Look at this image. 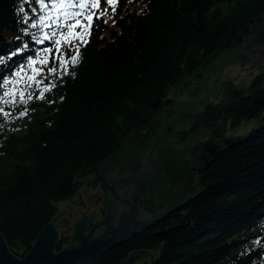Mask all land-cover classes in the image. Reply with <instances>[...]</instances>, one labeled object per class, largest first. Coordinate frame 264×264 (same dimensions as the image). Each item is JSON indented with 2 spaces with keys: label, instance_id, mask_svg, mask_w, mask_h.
Returning a JSON list of instances; mask_svg holds the SVG:
<instances>
[{
  "label": "trees",
  "instance_id": "16d2710c",
  "mask_svg": "<svg viewBox=\"0 0 264 264\" xmlns=\"http://www.w3.org/2000/svg\"><path fill=\"white\" fill-rule=\"evenodd\" d=\"M78 1L0 0V232L16 256L161 92L198 79L252 22L264 28V0H116L109 20ZM263 84L237 99L236 122L264 111ZM260 127L210 160L202 190L158 224L167 233L131 235L100 264L155 249L142 264H264Z\"/></svg>",
  "mask_w": 264,
  "mask_h": 264
},
{
  "label": "rangeland",
  "instance_id": "374dc122",
  "mask_svg": "<svg viewBox=\"0 0 264 264\" xmlns=\"http://www.w3.org/2000/svg\"><path fill=\"white\" fill-rule=\"evenodd\" d=\"M78 2L87 4L86 10L103 15L109 20L116 0H114V4H110L108 0H99L98 7L92 6L93 0H79ZM255 23L254 21L249 25L248 32L242 35L241 40H239L230 54L225 53L220 58L212 61L208 68L202 70L198 79L189 78L186 80L182 84V90L180 86L166 90V95L170 96L182 92L181 100L189 101V104H183V112L193 111V114L197 113L201 116L206 106H210L207 109L208 120L206 121L209 125H199L181 144L177 143L173 136H161L153 153L151 166L145 171L143 170L145 165L142 163L139 165L143 147L138 141L135 140L131 145L124 142L122 145L120 154L117 157L125 160L140 176L145 174L144 180L168 206L174 205L180 200L179 204H181L177 207L180 208L184 204L182 202L202 190V186L199 184L201 175H199L198 169L204 163L203 160H198V156L200 147L206 141L210 140L214 143L220 141L221 145L213 147V150L218 149V147L225 146L229 140L230 143H233L247 136L253 130H258L264 122V111L258 115L242 118L239 122H236L231 115V110L236 106L235 102L237 99L247 93L254 94V92H259V86L262 81L264 82V79L258 75L260 73L264 75V28ZM256 78L257 83L253 84ZM177 106L178 104H176ZM217 112H219L218 115H215ZM224 119L228 120L225 137L221 135L219 130L213 131L214 127H219ZM165 120L166 117L160 119L161 125L151 137V141L147 130L137 131V136L141 138L147 137V143L150 141L145 151L150 150L151 145L155 141V136L161 135ZM209 122H212L213 127ZM191 124L192 121L190 120L189 125ZM178 126V123L172 124L173 128ZM208 145L210 146L211 144L208 143ZM220 151V149L215 150L213 157ZM186 154L190 156V164L187 170L183 166L187 164L186 160H184L183 165L178 166L179 159H186ZM145 157H147V154ZM174 160L177 162L176 164H173ZM141 171L144 172L142 173ZM169 179L171 180L168 183ZM87 187L83 186L73 199L59 202L56 205L55 223L66 234L73 233L74 225L81 220L84 214L96 213L94 222L98 221L102 215L97 211L103 208L104 193L100 188ZM157 230L160 231V229ZM155 253L156 249L150 253L149 257L154 256ZM102 256L98 260H101ZM140 262L141 258H133L129 264H140Z\"/></svg>",
  "mask_w": 264,
  "mask_h": 264
},
{
  "label": "water",
  "instance_id": "95a60500",
  "mask_svg": "<svg viewBox=\"0 0 264 264\" xmlns=\"http://www.w3.org/2000/svg\"><path fill=\"white\" fill-rule=\"evenodd\" d=\"M158 102L155 99L150 107L158 106ZM261 126L264 127V122ZM97 170L105 197L98 221L92 222L88 216L82 218L60 250L57 249L61 241L57 227L52 221L45 223L29 250L21 256L10 252L0 232V264H97L98 258L114 245L152 227L155 217L167 210L168 205L125 160L111 156ZM169 230L157 231L155 235L162 236ZM134 251L116 264H126Z\"/></svg>",
  "mask_w": 264,
  "mask_h": 264
},
{
  "label": "flooded vegetation",
  "instance_id": "af4514ba",
  "mask_svg": "<svg viewBox=\"0 0 264 264\" xmlns=\"http://www.w3.org/2000/svg\"><path fill=\"white\" fill-rule=\"evenodd\" d=\"M186 80H188V79L182 80L181 83L178 85V86L181 87V90H182V87H183L182 84ZM173 87H176V85L175 86H171L169 88H173ZM169 88H167V89H169ZM166 90L161 92L160 95L158 96V99H159L158 106H156L154 108L150 107L148 113L146 114L145 118L143 119V122L140 125L136 126L131 131V133L129 134L127 140L125 141L128 145H131L132 142L137 140L138 143L143 147V149L141 151L142 152L141 156L139 158V162H140L139 165L141 163L143 165H145L144 166L145 168L143 169L144 171L146 169H149L150 166H151V159L153 157V153L155 151V148H156L158 142L161 139V136L162 137H164L165 135H168L170 137L173 136V137H175L176 142L181 144L183 141H185L187 139L188 136H190L192 134V132H194L196 130V128L199 125H202V124L203 125H209L208 123H206V121L208 120L207 109L210 108V106H206V109L203 111L201 116L198 115L197 113L193 114V111L183 112V108H184L183 104H189L188 103L189 101H182L181 100V98L183 96L182 92H179L178 94H174L173 96H170V95H166ZM176 104H178L177 107H176ZM218 113L219 112H217L215 115H218ZM162 117H166V120L163 122V127L161 129V135H156L155 136V141H154L153 145H151L152 147L150 148V150L149 151H145L146 147L149 146V144H150L151 137L156 133L157 129L160 127V125H161L160 119ZM190 120L192 121L191 125H189ZM153 122L155 123L154 125H153ZM227 122H228V120L224 119L219 127H217V126L214 127L213 131H218L219 130L221 135H224V137H225L226 133H227V128H226V123ZM174 123H178L179 126L173 128L172 124H174ZM209 123L212 126V122H209ZM180 125H182V126H180ZM142 129H145V130H147L149 132L150 141L148 143H147V140H148L147 137L141 138V137L137 136V131L142 130ZM225 131H226V133H225ZM208 143H210L211 145L209 146ZM229 143H230V140L227 142V144L225 146L218 147V149H214L213 150V147L221 145V142L218 141L217 143H214V142H211L210 140H208V141H206V143L202 147H200V154L198 156V160L199 161L203 160L204 164H202V166L198 169L199 175H202L204 173V171L207 168V165L210 162V160H213V158H214L213 156L215 154L214 151L215 150H219V149L220 150L224 149ZM133 144H137V143H133ZM120 150L117 151L116 153H114L112 156L117 157L120 154ZM207 152H208V157H207ZM192 153L194 154V150L193 149H192ZM146 154H147V157H145ZM184 160L187 161L186 165H183ZM144 161H145V163H144ZM101 163H99L95 167V170L93 171L91 176H88V178L83 183V185L78 189L76 194H74L71 198L65 199L63 201L73 199L78 194V192L80 191V189L83 186L84 187L88 186L87 188H100V190L104 193L103 186H102L101 181H100V179L98 177V170H97V168L99 167V165ZM176 163L177 162L174 160L173 164H176ZM189 164H190V156L187 155V154H186V159H183V160L179 159V161H178V166L179 165H183L186 170L189 168ZM144 171H141V172L143 173ZM144 176H145V174H141V177L143 179L145 178ZM170 180L171 179H169L167 182L169 183ZM179 201H177L174 205H169L170 207L168 206L169 208H167V210H165L160 215L155 217L156 218V222H155V224L152 227H150V228L154 229L155 233L158 231L157 230L158 228H156L158 226V224L161 223L170 214H172L173 212H175V211H177L179 209V208H177L181 204V203L179 204ZM104 202H105V197L103 198V206H104ZM102 211H103V208H101V210L97 211V212L99 214H102ZM89 215H91V217L89 219L92 222H94V218L96 217V213H91ZM89 215L84 214L82 218H84L86 216L89 217ZM55 217L53 218L52 222L57 227V229L59 231L60 240L65 241V243L62 244V246L60 248V249H63L66 246V244L68 243V241H69V239H70L72 234H70V233L66 234L65 232H63V230H61L58 227V225L55 223ZM158 217H161V218H158ZM75 228H76V225H74V229ZM147 229H149V228H147ZM147 229H145V230H147ZM60 249H58V250H60ZM147 253H148V251L147 252H145V251L140 252V254L143 255L141 257H139L137 255V253H132L131 254L132 255L131 258L127 261L126 264H129V262L133 258H141V262H142V260H145V258H146L147 259L146 261L149 262L151 256L149 257L150 253L149 254H147ZM145 254H147V255L144 256ZM141 262H140V264H142ZM97 264H100L99 260H98Z\"/></svg>",
  "mask_w": 264,
  "mask_h": 264
},
{
  "label": "snow or ice",
  "instance_id": "6c2138e0",
  "mask_svg": "<svg viewBox=\"0 0 264 264\" xmlns=\"http://www.w3.org/2000/svg\"><path fill=\"white\" fill-rule=\"evenodd\" d=\"M108 2L110 4H114V0H108ZM98 5H99V0H93L92 6L93 7H98ZM81 7H88V5L87 4H83V5H81ZM85 19L87 21L86 23H82L81 21L77 20L73 25H69V30H70V32H71V34L73 36H75V33L72 32L71 30L74 29L75 27H80V28H90L91 27V19H92V17L88 16ZM66 42H68V41H66ZM57 43H59V41ZM77 61H78V56L73 57V61L72 62L76 63ZM41 98H43V97H41Z\"/></svg>",
  "mask_w": 264,
  "mask_h": 264
}]
</instances>
